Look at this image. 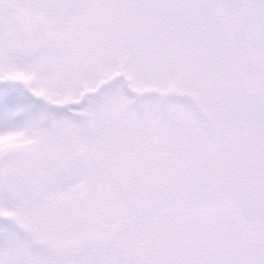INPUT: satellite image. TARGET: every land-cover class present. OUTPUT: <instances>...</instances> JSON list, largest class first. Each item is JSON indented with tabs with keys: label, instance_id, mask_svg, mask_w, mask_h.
<instances>
[{
	"label": "snow or ice",
	"instance_id": "snow-or-ice-1",
	"mask_svg": "<svg viewBox=\"0 0 264 264\" xmlns=\"http://www.w3.org/2000/svg\"><path fill=\"white\" fill-rule=\"evenodd\" d=\"M0 264H264V0H0Z\"/></svg>",
	"mask_w": 264,
	"mask_h": 264
}]
</instances>
